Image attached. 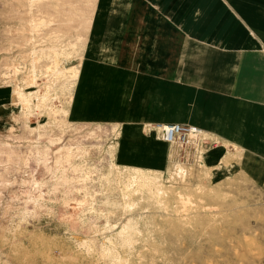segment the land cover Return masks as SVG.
Segmentation results:
<instances>
[{"label":"rangeland","instance_id":"1","mask_svg":"<svg viewBox=\"0 0 264 264\" xmlns=\"http://www.w3.org/2000/svg\"><path fill=\"white\" fill-rule=\"evenodd\" d=\"M110 14L0 0V264H264V190L206 160L245 141L201 122L226 108L196 100L198 75L172 90L115 71ZM173 121L206 136L167 143L156 127Z\"/></svg>","mask_w":264,"mask_h":264},{"label":"crops","instance_id":"2","mask_svg":"<svg viewBox=\"0 0 264 264\" xmlns=\"http://www.w3.org/2000/svg\"><path fill=\"white\" fill-rule=\"evenodd\" d=\"M110 17L107 47L115 71L170 79L172 90L183 87L173 82L178 75H198L194 82L206 87H194L196 100L235 108L222 109L218 123L201 122L223 130L224 138L245 140L234 144L242 150L219 146L207 153V163L245 174L264 190V62L254 61L264 59V0H112ZM137 159L151 161L146 153Z\"/></svg>","mask_w":264,"mask_h":264},{"label":"built area","instance_id":"3","mask_svg":"<svg viewBox=\"0 0 264 264\" xmlns=\"http://www.w3.org/2000/svg\"><path fill=\"white\" fill-rule=\"evenodd\" d=\"M158 137L168 143L187 145L195 138L201 136L196 126L181 123H169L157 127Z\"/></svg>","mask_w":264,"mask_h":264},{"label":"bare ground","instance_id":"4","mask_svg":"<svg viewBox=\"0 0 264 264\" xmlns=\"http://www.w3.org/2000/svg\"><path fill=\"white\" fill-rule=\"evenodd\" d=\"M169 123H172V122H169ZM169 123H165V124H162V125H166V124H169ZM174 123H181V122H174ZM181 124H187V123H181ZM190 125H193V126H196V128H198L199 129V131H200V135H203V136H206V134H205V131L201 128V127H199V126H197V125H194V124H190ZM164 141V140H163ZM166 142V141H165ZM168 143V142H167ZM171 144H175V143H171Z\"/></svg>","mask_w":264,"mask_h":264}]
</instances>
